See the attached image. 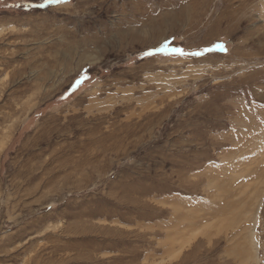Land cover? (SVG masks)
Listing matches in <instances>:
<instances>
[{"label": "rangeland", "instance_id": "obj_1", "mask_svg": "<svg viewBox=\"0 0 264 264\" xmlns=\"http://www.w3.org/2000/svg\"><path fill=\"white\" fill-rule=\"evenodd\" d=\"M0 264H264V0H0Z\"/></svg>", "mask_w": 264, "mask_h": 264}, {"label": "snow or ice", "instance_id": "obj_2", "mask_svg": "<svg viewBox=\"0 0 264 264\" xmlns=\"http://www.w3.org/2000/svg\"><path fill=\"white\" fill-rule=\"evenodd\" d=\"M47 3L51 4V3H56V4H59V3H62V2H66V0H46ZM38 7H44L45 5L44 4H40V5H37ZM219 47H221L222 49L224 48V45L223 44H220ZM176 51H182L180 49H177ZM146 54H149V53H146ZM77 83H79V81H77Z\"/></svg>", "mask_w": 264, "mask_h": 264}]
</instances>
